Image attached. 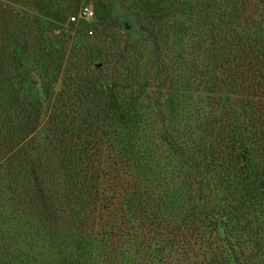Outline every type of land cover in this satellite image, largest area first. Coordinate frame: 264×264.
Here are the masks:
<instances>
[{
    "label": "rangeland",
    "instance_id": "374dc122",
    "mask_svg": "<svg viewBox=\"0 0 264 264\" xmlns=\"http://www.w3.org/2000/svg\"><path fill=\"white\" fill-rule=\"evenodd\" d=\"M109 1L0 0V90L11 89L24 103L27 116L36 120H30L37 123L32 134L37 133L35 145L43 158L47 150L43 147L48 144L53 127V107L66 103L88 106L95 101L84 96L97 94L96 101L103 106L108 104L118 116L124 137L128 141L134 138L132 144L139 147L134 152H150L146 154L150 155L146 166L143 165L145 175L141 178L147 179L142 185L157 186V191L152 190L153 197L161 193L171 205L177 184L181 186L192 176L187 169L176 173L181 168L180 161L171 158L177 156L176 152H183L180 147L190 131L212 123L213 132L214 123L225 119L226 109L221 104L231 105L227 96L222 101L214 93L216 88L205 82L204 73L208 67L211 78L217 66L231 63V67L233 60L242 55L234 40L235 20L240 16L239 22L244 23L243 19L249 17L251 10L244 13L240 8L249 0H117L131 18L126 21L134 25L131 32L106 14ZM83 7L92 8L95 16L90 21L73 22V16ZM255 20L260 21L258 16ZM138 22L150 33L146 34ZM244 28L250 29L247 24ZM152 35L159 38L162 58L173 65L170 68H177V72L169 73V82L158 76ZM68 95L73 97L68 99ZM227 132H219L225 142L229 138ZM203 137V143L208 144L209 137ZM3 145L0 144V152H4ZM244 146L245 150L237 151L238 154L253 147L249 141ZM2 158L0 155V161ZM200 163L198 179L204 188L203 202L194 214L177 207L186 216L182 218L189 221L185 225L189 226L192 220L191 225L199 227L198 246L184 255H174L169 248L166 253H146L151 243L152 249L164 244L155 246L160 238L155 236L154 227L146 228L141 220H136L126 228L129 236L117 243L118 259L110 264H232L236 258L238 261L233 264H238L247 262L244 258L250 251L264 255V220L258 218L260 213L254 203L257 199L247 194L245 187L235 186L209 159H201ZM252 177L255 179L256 175ZM152 191L144 189L143 193ZM183 192L186 205L192 204L191 195ZM230 207L238 208L244 216L256 215L249 217L250 226L243 223L249 226L244 232L226 226L222 210ZM206 208L208 215L201 216L198 211L202 213ZM170 219L167 225L174 223ZM0 226L4 229L2 221ZM27 234H17V238L25 241ZM234 246L239 247H235V258ZM45 252L52 264L51 253L48 249ZM102 252L99 248L91 253L92 264H107ZM83 255L76 254L75 259L84 263Z\"/></svg>",
    "mask_w": 264,
    "mask_h": 264
},
{
    "label": "trees",
    "instance_id": "16d2710c",
    "mask_svg": "<svg viewBox=\"0 0 264 264\" xmlns=\"http://www.w3.org/2000/svg\"><path fill=\"white\" fill-rule=\"evenodd\" d=\"M240 8L244 13L251 10L249 17L243 19L244 23L239 22L240 16L235 20L234 40L242 55L233 60L231 67V63L217 66L211 78L207 75L208 67L204 73L205 82L216 88L214 93H218L222 101L227 96L231 105L221 104L222 109H226L225 119L214 123L213 132L212 123L190 131L184 138L183 148L180 147L183 152L178 151L177 156L171 158L180 161L181 168L176 173L187 169L192 174L190 181L181 186L177 184L171 205L161 193L153 197L157 186L142 185L147 179L141 177L145 175L144 167L150 157L146 154L150 152H134L139 149L137 143L132 144L134 138L128 141L124 137L118 116L108 104L103 106L96 101L97 94L84 96L95 101L88 106L66 103L53 107V127L48 144L43 147L47 148L43 158L37 143L35 145L37 133L32 134L37 123L31 121L36 120L27 116L24 103L11 89L0 90V144H5L4 152H0L3 156L0 221L4 223V229L0 226V264H49L46 249L51 253L52 264H92L91 253L99 248L103 249V261L110 264L109 261L118 259L117 243L129 236L126 228L136 220H141L146 228L154 227L155 236L160 238L155 246L164 244L152 249L151 240L152 246L146 253H166L169 248L174 250V255L186 254L190 248L198 246L199 227L191 225L192 220L189 226L185 225L189 221L182 218L186 216H182L177 207L194 214L203 202L204 188L198 178L200 160L206 158L235 186L245 187L247 194L257 199L256 212L260 213L261 222L264 220V0H249ZM105 12L126 30H133L134 25L126 22L131 18L124 13L121 2L110 0ZM256 16L260 21L255 20ZM246 24L250 27L248 31L244 28ZM138 26L146 34L150 33L142 22H138ZM34 30L40 32L39 28ZM152 39L158 76L163 82H169V73L177 72V68H170L173 65L162 58L159 38L152 35ZM211 39L213 41V37ZM65 97L67 94L62 98ZM71 97L68 95V99ZM217 127L220 130L216 132ZM219 132H227V142L219 137ZM238 133H241L239 139L236 138ZM205 134L209 137L208 144L203 143ZM246 140L253 147L238 154L237 151L245 150ZM252 174L256 175L255 179ZM144 189L153 191L146 195ZM184 190L192 197L190 205L184 201ZM144 197L147 200H143ZM198 212L201 216L208 215L207 208ZM222 213L226 226L238 227L240 232L250 226L249 217L254 215L244 216L234 207ZM169 218L174 223L167 225ZM21 233H28L26 242L17 238ZM250 252L252 254L244 256L247 262L238 264H264V255ZM82 253L84 263L75 259L76 254ZM249 256L253 257L247 258ZM236 261L237 258L231 263Z\"/></svg>",
    "mask_w": 264,
    "mask_h": 264
},
{
    "label": "built area",
    "instance_id": "2783aa9c",
    "mask_svg": "<svg viewBox=\"0 0 264 264\" xmlns=\"http://www.w3.org/2000/svg\"><path fill=\"white\" fill-rule=\"evenodd\" d=\"M95 16V13L92 8L90 7H83L79 13L75 16H73L72 21L78 22V21H90ZM93 33V32H91Z\"/></svg>",
    "mask_w": 264,
    "mask_h": 264
}]
</instances>
